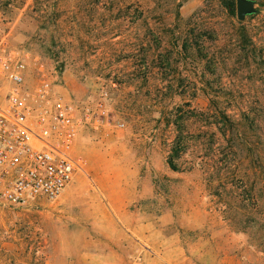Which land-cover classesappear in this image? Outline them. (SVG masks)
I'll return each instance as SVG.
<instances>
[{"label":"rangeland","instance_id":"1","mask_svg":"<svg viewBox=\"0 0 264 264\" xmlns=\"http://www.w3.org/2000/svg\"><path fill=\"white\" fill-rule=\"evenodd\" d=\"M255 1L240 20L222 0H0V50L24 57L28 84L78 107L107 87L112 121L78 136L88 171L58 198L0 203V264H117L167 237L197 264H264Z\"/></svg>","mask_w":264,"mask_h":264},{"label":"built area","instance_id":"2","mask_svg":"<svg viewBox=\"0 0 264 264\" xmlns=\"http://www.w3.org/2000/svg\"><path fill=\"white\" fill-rule=\"evenodd\" d=\"M110 99V90L102 87L93 103L78 107L44 80L30 86L24 57L0 50V203L40 205L87 174V160L74 147L86 129L112 124ZM144 250L117 264H148Z\"/></svg>","mask_w":264,"mask_h":264},{"label":"crops","instance_id":"3","mask_svg":"<svg viewBox=\"0 0 264 264\" xmlns=\"http://www.w3.org/2000/svg\"><path fill=\"white\" fill-rule=\"evenodd\" d=\"M125 212V211H124ZM121 211V214L125 216V213ZM128 229H138V236L144 242L151 241V234L147 231V227L145 225H131L129 223L126 224ZM108 230V229H107ZM105 227L101 226L100 231L102 233H109ZM114 232V231H113ZM121 232V231H120ZM112 233V232H111ZM114 234V233H112ZM155 255L146 256V260L148 264H197L194 257L190 256L184 244L179 239H172L171 237L164 238L161 242L151 244ZM218 261H234L232 264H239L237 261H240L235 255H227L222 257ZM220 264H224L221 263Z\"/></svg>","mask_w":264,"mask_h":264},{"label":"water","instance_id":"4","mask_svg":"<svg viewBox=\"0 0 264 264\" xmlns=\"http://www.w3.org/2000/svg\"><path fill=\"white\" fill-rule=\"evenodd\" d=\"M256 3L255 0H237L238 18L244 20L248 15L255 13Z\"/></svg>","mask_w":264,"mask_h":264},{"label":"trees","instance_id":"5","mask_svg":"<svg viewBox=\"0 0 264 264\" xmlns=\"http://www.w3.org/2000/svg\"><path fill=\"white\" fill-rule=\"evenodd\" d=\"M222 2H224V4L228 7V8H230V9H234V7H235V5H236V2H237V0L235 1V0H222Z\"/></svg>","mask_w":264,"mask_h":264}]
</instances>
